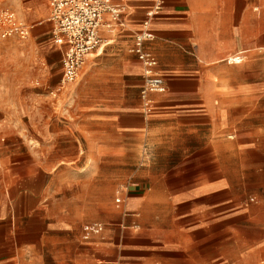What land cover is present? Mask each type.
<instances>
[{"label":"rangeland","instance_id":"obj_1","mask_svg":"<svg viewBox=\"0 0 264 264\" xmlns=\"http://www.w3.org/2000/svg\"><path fill=\"white\" fill-rule=\"evenodd\" d=\"M3 7L28 22L48 12L46 0H0ZM33 29L25 40H0L1 212L22 207L20 190L26 183L35 187L37 180L21 176L29 165L32 170L43 166L56 177L55 188L43 195L45 204L73 206L82 220L83 240L95 235L110 240L120 231L113 215L127 219L133 212L138 227L123 231L157 236L173 213L165 187L169 171L182 167L189 176L202 169L204 184L218 179L222 186L218 192L203 188L189 197V206L203 214V252L216 245L232 252L234 244L222 243L213 224L221 211L217 204H229L240 212L234 215L236 224H244L242 211L245 225L249 215L250 244L261 245L264 264V49L247 51L240 64L229 65L227 58L205 62L204 70L194 73L201 76L199 94L180 100L169 83L168 92L151 96L153 105L145 114L139 98L142 70L136 58L127 60L128 43L122 38L106 45L102 54L90 55L77 80L61 88L62 59L51 39V25L43 21ZM179 58L186 64L178 71L198 69L191 55ZM133 62L138 72L130 69ZM178 107L187 111H177ZM137 115L146 116L143 126L136 125ZM123 119L134 125L125 127ZM56 122L71 124L74 144L69 140L54 148L61 163L36 164L35 158L45 154L41 145L52 133L49 126ZM83 126L90 142L84 148ZM215 158L218 176L211 173ZM118 195L124 199L119 206ZM130 197H139L133 207ZM102 216L103 232L85 231L84 225ZM44 258L46 264H55L51 257Z\"/></svg>","mask_w":264,"mask_h":264},{"label":"crops","instance_id":"obj_2","mask_svg":"<svg viewBox=\"0 0 264 264\" xmlns=\"http://www.w3.org/2000/svg\"><path fill=\"white\" fill-rule=\"evenodd\" d=\"M158 1L121 0L124 5L123 26L114 32L104 30L102 35L105 44L102 49L122 38L121 40L128 43L126 51L130 55L127 60H135L136 56L128 49L133 43L134 35L142 30L144 20L149 18L148 14L154 12ZM252 4H255L253 8ZM47 15L48 12L45 18L30 23L35 26L42 24ZM150 30L154 38L146 42L145 47L156 56L159 72L167 75H162L166 92L171 88V83L174 88L173 95L180 100L193 99L195 94H199L201 81V76L194 73L203 71L207 61L227 58L229 65L240 64L247 51L264 49V0H163L162 7L150 17ZM184 44L189 47H184ZM55 50H59L58 47ZM103 50L95 55L102 54ZM181 54L184 58L187 54L194 57V65L198 69L178 71L181 65L186 64L185 60L179 58ZM230 55H240L242 60L232 62L231 57H228ZM137 62L140 65L138 60ZM137 62H133L130 68L133 72H138ZM186 81L190 86L184 84ZM142 84L143 80L139 88V98ZM186 108L178 107L177 111H187ZM142 110L145 114L150 111L144 108ZM137 117L139 120L136 125L143 126L146 116ZM121 122L125 127L134 125L125 119ZM49 127L52 133L41 145L45 154L41 153L39 158H35L36 164L61 163L54 148L62 146L64 142L68 143L69 140L72 146L74 144L69 133L72 130L70 123L56 122ZM82 131L84 148L90 142L89 138H85L84 126ZM214 162L216 165L211 167V173L218 176V158ZM39 167L40 170H32L29 165L21 176L25 179L34 177L37 180L35 187L26 183L21 189L22 192L20 190L22 207L5 212L0 210V264H46L45 255L51 257L55 264H78L82 261L85 262L82 264H260L261 245L252 247L250 244L249 215L245 225V213L242 211L244 224H236L234 215H240V212L229 204H217L221 211L215 214L213 224L219 228L222 243L234 244L232 252L225 250L223 246L220 249L218 245L203 252V214L189 206V197L196 190L202 191L205 188L218 192L222 186L218 179L204 184L202 169L189 176L184 174L182 167L169 171V181L165 183V187L170 192L168 210L173 213L168 215V221L163 227L157 229L161 235L143 237L124 232V229L138 227L134 217L137 214L133 212L129 215L131 218L127 219L113 215L115 228L120 227V231L110 240L96 238L95 235L85 241L82 239L83 224L80 214L74 211L73 206H61L56 201V205L45 204L43 195L55 188L52 184L56 177L49 175L51 170ZM190 177H193V182L186 185ZM136 199L130 200L132 207L138 203V198ZM105 218L106 216H102L92 222H103ZM235 227L239 228L237 232ZM93 244L104 247L97 248Z\"/></svg>","mask_w":264,"mask_h":264},{"label":"built area","instance_id":"obj_3","mask_svg":"<svg viewBox=\"0 0 264 264\" xmlns=\"http://www.w3.org/2000/svg\"><path fill=\"white\" fill-rule=\"evenodd\" d=\"M48 15L46 22L51 25V39L61 52V87L72 84L79 77L82 67L90 55L103 49L104 30L114 32L123 26L124 5L121 0H46ZM163 5L159 0L154 12ZM144 20L142 30L134 35L128 51L136 56L142 70L140 99L142 107L150 109L151 95L166 92V85L159 72L156 56L145 47L154 38L150 30V17ZM34 24L28 22L10 7L0 8V40H25L32 34ZM241 61V60H239ZM238 61V62H239ZM117 206L124 203L121 195L116 196ZM106 228L103 222L86 224L84 229L91 234H100ZM88 264V263H87Z\"/></svg>","mask_w":264,"mask_h":264},{"label":"bare ground","instance_id":"obj_4","mask_svg":"<svg viewBox=\"0 0 264 264\" xmlns=\"http://www.w3.org/2000/svg\"><path fill=\"white\" fill-rule=\"evenodd\" d=\"M41 8H42L41 6L37 7L38 10H40ZM241 57H240V55L239 56L238 55L233 56V57H231V61L232 62H238L239 60H242ZM130 198H131L130 200H137L136 198H139V197H130Z\"/></svg>","mask_w":264,"mask_h":264}]
</instances>
